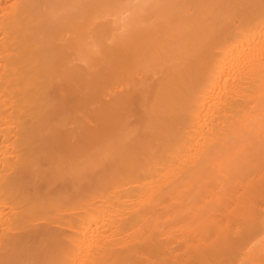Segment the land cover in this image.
Listing matches in <instances>:
<instances>
[{"label": "bare ground", "instance_id": "bare-ground-1", "mask_svg": "<svg viewBox=\"0 0 264 264\" xmlns=\"http://www.w3.org/2000/svg\"><path fill=\"white\" fill-rule=\"evenodd\" d=\"M0 264H264V0H0Z\"/></svg>", "mask_w": 264, "mask_h": 264}]
</instances>
